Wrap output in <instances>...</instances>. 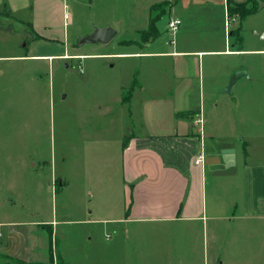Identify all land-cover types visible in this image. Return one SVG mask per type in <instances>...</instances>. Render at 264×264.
Returning <instances> with one entry per match:
<instances>
[{
  "label": "crops",
  "instance_id": "1",
  "mask_svg": "<svg viewBox=\"0 0 264 264\" xmlns=\"http://www.w3.org/2000/svg\"><path fill=\"white\" fill-rule=\"evenodd\" d=\"M67 1L97 8L70 16L78 42L96 28L116 30L75 57L127 59L129 75L102 89L103 118L72 124L61 146L80 196L70 207L76 218L0 220V264H58L53 235L60 224L83 227L85 241L104 232L111 264H126L128 240L134 264L202 263L201 231L205 264H264V23L253 27L254 37L243 34L246 19L241 29L238 16L231 26L230 0ZM163 2L170 7L158 33L143 36L152 6ZM65 7L61 0H0V16L67 49ZM171 17L183 21L174 42ZM237 69L248 74L229 88ZM65 177L60 194L71 186ZM52 179L58 185L59 177Z\"/></svg>",
  "mask_w": 264,
  "mask_h": 264
},
{
  "label": "rangeland",
  "instance_id": "2",
  "mask_svg": "<svg viewBox=\"0 0 264 264\" xmlns=\"http://www.w3.org/2000/svg\"><path fill=\"white\" fill-rule=\"evenodd\" d=\"M61 2L66 5L67 24L77 9L84 11L80 15L86 17L97 10L96 6L92 9L90 5L75 9L73 1ZM256 2L264 6L263 0ZM262 23L263 7L258 14L246 17L243 34L254 37L253 27ZM23 24L0 16V220L75 219L70 207L80 201V196L70 178L73 167L67 158L68 148L63 151L61 146L68 142L72 124L103 118L99 101L102 89L109 88L111 80L127 77L130 61L76 58L78 51L93 48L85 43L84 48L78 49L77 22L66 28V36L73 45L67 49L36 38L32 28ZM126 33L134 34L131 28ZM49 52L59 55L42 59L32 56ZM262 57L255 55L252 58L261 61ZM113 61H116L115 66H111ZM135 69L138 71V66ZM168 75L172 76L171 68ZM65 174L71 186L60 194V177ZM52 177H59L58 185H54ZM40 202L41 210L34 208ZM109 231L112 234V228ZM83 233L85 230L79 225H59L53 235L55 256L63 257L58 264H111L106 245L111 239L103 232L97 240L85 241ZM204 234L205 231H201L202 263L197 258L199 264L206 263ZM121 237L118 239L122 240ZM127 244L128 250L122 256L126 258V264H134L137 254L131 240Z\"/></svg>",
  "mask_w": 264,
  "mask_h": 264
},
{
  "label": "trees",
  "instance_id": "3",
  "mask_svg": "<svg viewBox=\"0 0 264 264\" xmlns=\"http://www.w3.org/2000/svg\"><path fill=\"white\" fill-rule=\"evenodd\" d=\"M228 4H229V15L239 17L240 29L242 22L246 19L248 15L255 14L259 10H261L262 7H264L257 4L256 0H246L245 2L242 3H235L230 0ZM169 5H170L169 2H163L159 4H154L152 6L150 26L147 30L143 32V35H150L154 37L158 33L157 21L160 19L161 15H165L168 12V9L170 7ZM133 84H134L133 86L138 85L137 80H135ZM124 145H126V140L124 142Z\"/></svg>",
  "mask_w": 264,
  "mask_h": 264
},
{
  "label": "water",
  "instance_id": "4",
  "mask_svg": "<svg viewBox=\"0 0 264 264\" xmlns=\"http://www.w3.org/2000/svg\"><path fill=\"white\" fill-rule=\"evenodd\" d=\"M116 34V30L113 27L107 28H96L91 34L84 36L80 39V43H107ZM248 72L246 70L237 69L232 72L230 78L229 88L236 82V80L241 76H247Z\"/></svg>",
  "mask_w": 264,
  "mask_h": 264
},
{
  "label": "built area",
  "instance_id": "5",
  "mask_svg": "<svg viewBox=\"0 0 264 264\" xmlns=\"http://www.w3.org/2000/svg\"><path fill=\"white\" fill-rule=\"evenodd\" d=\"M228 20H230V25L232 26L233 23L236 21V16H231L229 15ZM168 24H167V29L170 32V34L174 35L183 25V21H181V19L176 18V17H171L168 19ZM175 39L171 38V42H174ZM203 117H199L196 121V124L199 125L198 129H200L201 131L202 129V125H203Z\"/></svg>",
  "mask_w": 264,
  "mask_h": 264
}]
</instances>
